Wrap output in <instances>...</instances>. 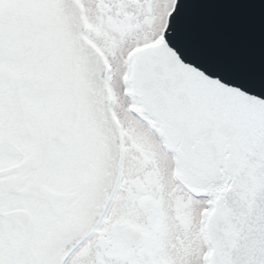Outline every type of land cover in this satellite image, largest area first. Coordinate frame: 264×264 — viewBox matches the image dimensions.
Here are the masks:
<instances>
[{"label": "snow or ice", "instance_id": "6c2138e0", "mask_svg": "<svg viewBox=\"0 0 264 264\" xmlns=\"http://www.w3.org/2000/svg\"><path fill=\"white\" fill-rule=\"evenodd\" d=\"M257 4L0 0V264H264V47L200 23Z\"/></svg>", "mask_w": 264, "mask_h": 264}, {"label": "water", "instance_id": "95a60500", "mask_svg": "<svg viewBox=\"0 0 264 264\" xmlns=\"http://www.w3.org/2000/svg\"><path fill=\"white\" fill-rule=\"evenodd\" d=\"M262 8L258 4L254 9L215 6L202 12L200 23L207 40L225 54L258 58L264 47Z\"/></svg>", "mask_w": 264, "mask_h": 264}]
</instances>
